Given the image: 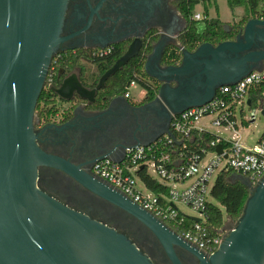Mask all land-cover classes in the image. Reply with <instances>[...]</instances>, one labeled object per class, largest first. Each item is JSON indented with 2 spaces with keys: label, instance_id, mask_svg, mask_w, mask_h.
<instances>
[{
  "label": "water",
  "instance_id": "95a60500",
  "mask_svg": "<svg viewBox=\"0 0 264 264\" xmlns=\"http://www.w3.org/2000/svg\"><path fill=\"white\" fill-rule=\"evenodd\" d=\"M68 1L0 0V264H156L127 235L46 193L40 186L42 167L68 174L136 219L158 240L172 264H183L178 247L198 257L201 264H264V177L252 187L248 178L237 175L236 180L250 188V197L218 251L207 255L81 166L42 149L35 129L36 108L53 58L66 40L60 35ZM261 42L264 20L251 19L236 40L205 43L194 52L180 46L181 63L162 66L167 43L161 38L145 63L148 76L161 86L146 106H158L153 112L167 114L171 124L173 114L209 103L222 87L262 72L257 65L262 56L250 52ZM141 50V42L132 43L92 90L73 77L53 92L64 101H73L77 94L93 104L107 81ZM165 134L172 135L170 127L136 145H149ZM217 151L221 153L222 147Z\"/></svg>",
  "mask_w": 264,
  "mask_h": 264
},
{
  "label": "flooded vegetation",
  "instance_id": "af4514ba",
  "mask_svg": "<svg viewBox=\"0 0 264 264\" xmlns=\"http://www.w3.org/2000/svg\"><path fill=\"white\" fill-rule=\"evenodd\" d=\"M185 20L176 0H69L60 35L66 40L60 45L61 53L53 58V62L58 64L57 60L70 51L76 55L78 50H85L88 56L78 59L69 72L61 69L52 87H60L64 80L77 77L84 87L94 89L97 85L93 87L85 78L88 76L82 79L81 71L84 64L96 71L97 61L112 55V51L107 55H98L99 50L115 46L126 47L128 50L132 43L139 41L142 44L140 53H143L146 44L151 41L155 44L161 38L167 43L164 53L167 48L180 50L181 37L188 26ZM248 21L240 27L236 38L243 32ZM225 28L230 32L235 30L230 25H225ZM152 52L153 45L147 57ZM250 52L262 56L257 65L264 72V42L254 45ZM98 93L93 104L81 100L77 94L73 101H64L57 95V118L46 122L39 120L36 115L35 129L42 149L64 157L90 174H93L92 165L99 157L117 156L125 147L147 142L171 125L167 114L153 112L158 106H146L152 101L145 102L143 99L136 105L129 99L126 103L120 96L105 107V102L97 103ZM232 178L236 180L237 175ZM40 186L62 203L127 235L156 264H172L158 240L143 225L120 208L90 192L68 174L42 167ZM176 252L183 264H201L198 257L185 249L178 247Z\"/></svg>",
  "mask_w": 264,
  "mask_h": 264
},
{
  "label": "built area",
  "instance_id": "2783aa9c",
  "mask_svg": "<svg viewBox=\"0 0 264 264\" xmlns=\"http://www.w3.org/2000/svg\"><path fill=\"white\" fill-rule=\"evenodd\" d=\"M194 18L202 19L200 14ZM109 52L110 48L97 54ZM55 76L56 67L51 66L45 89L52 88ZM137 85L136 81L130 83L126 99H131V89ZM257 114L264 118V72L260 71L222 87L212 101L201 107L173 114L172 135L165 134L149 145L127 146L117 156L98 159L92 165L93 176L167 225L180 228L181 238L212 255L236 224L225 225L215 233L208 226L213 177L230 172L248 178L252 187L264 177V131L253 144L248 142L253 140L252 133L245 134L256 124ZM206 118H210L208 125H201ZM214 128L221 132L212 131ZM206 135L213 139L208 141ZM219 146L221 153L217 151ZM209 156L212 158L207 160ZM141 173L158 183L156 190L143 182ZM182 206L196 212L197 217L185 214Z\"/></svg>",
  "mask_w": 264,
  "mask_h": 264
},
{
  "label": "trees",
  "instance_id": "16d2710c",
  "mask_svg": "<svg viewBox=\"0 0 264 264\" xmlns=\"http://www.w3.org/2000/svg\"><path fill=\"white\" fill-rule=\"evenodd\" d=\"M227 3L232 11L238 8H242L245 11L243 20L234 25L235 30L232 32L226 30L225 24L220 19L218 0H176L178 9L188 21L187 29L181 37V43L184 49L194 52L200 45L205 43L218 45L225 41H232L236 38L240 27H243L249 19L264 18V0H227ZM199 5H203L205 9V17L203 20H196L194 18L196 8ZM213 5L218 13V17L216 18H210L209 10ZM152 45V41L146 44L145 46H147V48L143 53L133 58L126 66L107 81L105 88L98 93V104H103L105 102L104 104L106 107L113 99L120 96L125 97L132 81H136L138 85L144 89L145 102L153 101L157 97L161 84L157 80L149 77L145 71L147 55L151 52ZM111 51V56L101 58V60H99L100 62L97 61L98 66L94 73L87 75V69L84 66L82 67L81 76H88L85 78L93 87L98 84L100 78L126 53L127 48L115 46ZM83 56H88L85 50H78L76 55H73L70 51L69 54H63L62 58L57 60L58 64L53 62L52 67H56L54 81L57 79L61 69H65L67 72L71 71L77 64V60ZM181 60L182 52L180 50L167 48L162 57V65H179ZM84 77L82 79H84ZM58 87L59 85L55 88ZM55 88L52 87L43 90L36 108V114L39 120H44L46 122L51 121L59 112L57 108L58 98L53 92ZM68 113L65 116H67ZM205 138L209 141L213 139V136L206 135ZM140 176L150 189H157L158 183L154 179L148 177L144 173H141ZM232 176L233 173L226 171L219 174L215 180L211 195L212 199H215L225 210L227 217L232 222H237L242 216L247 200L250 197V188L243 181L235 180ZM187 224H189V222ZM224 225L225 221L222 209L213 203L210 204L208 209V226L214 229L212 233L222 229ZM168 226L177 234H181L180 228L170 223Z\"/></svg>",
  "mask_w": 264,
  "mask_h": 264
},
{
  "label": "rangeland",
  "instance_id": "374dc122",
  "mask_svg": "<svg viewBox=\"0 0 264 264\" xmlns=\"http://www.w3.org/2000/svg\"><path fill=\"white\" fill-rule=\"evenodd\" d=\"M218 8H219L220 19L227 26H229V25L230 26H234V25L240 23L243 20L244 16H245V11L242 8H238L235 11H232L230 9L228 3H227V0H218ZM209 11H210L209 12L210 13V18L218 17V13L216 12V8H215L214 5L210 8ZM196 14H200L201 15V17H202L201 20L204 19V17H205V9H204L203 5H199L196 8L195 15ZM84 67L87 69L86 70L87 73H88L87 75L92 74V73L95 72V69L93 67L89 66L88 64H84ZM144 92H145L144 89L141 86H139V85L133 87L131 89V95H132L131 100L133 102L139 101L140 99H142V95H144ZM247 115H248V117L250 116L249 111H248ZM257 117H258V119H257V122L254 125V127H252V129H246V133L245 134H247L248 132L252 133L251 136H252L253 140L252 141L251 140L248 141L249 144L255 143V139L257 138V136H259L264 131V118L262 116H260L259 114H257ZM52 119H51V121H52ZM209 121H210V118H206V119L202 120L201 125L207 126ZM212 131L221 132L219 129H215V128L212 129ZM226 136L229 137L228 134H226ZM209 158H212V156H209L207 158V160ZM215 179H216V175H215V177H213L212 183L215 182ZM139 184H141V182ZM186 185H189V183H187ZM211 202L213 204L219 206L222 209L223 215H224L225 225L232 226L234 223H236V222H232L227 217L225 210L221 207V205L215 199H211ZM181 211H183L188 216L197 217V213L196 212H194L193 210H191V209H189V208H187L185 206L181 207Z\"/></svg>",
  "mask_w": 264,
  "mask_h": 264
},
{
  "label": "crops",
  "instance_id": "0c3cea01",
  "mask_svg": "<svg viewBox=\"0 0 264 264\" xmlns=\"http://www.w3.org/2000/svg\"><path fill=\"white\" fill-rule=\"evenodd\" d=\"M172 85H174V84H172ZM144 99V96L142 95V99H140L139 101H137V102H133L131 99H129V101H131L132 103H134V104H139L142 100Z\"/></svg>",
  "mask_w": 264,
  "mask_h": 264
}]
</instances>
